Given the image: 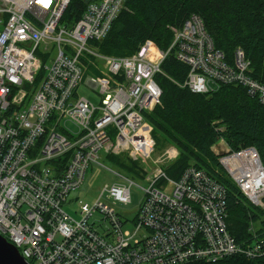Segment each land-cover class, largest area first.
<instances>
[{
    "label": "built area",
    "instance_id": "2783aa9c",
    "mask_svg": "<svg viewBox=\"0 0 264 264\" xmlns=\"http://www.w3.org/2000/svg\"><path fill=\"white\" fill-rule=\"evenodd\" d=\"M126 1L91 2L72 24L63 20L69 0H0V235L28 264H216L235 255L264 257V238L242 246L230 235L226 191L216 178L193 166L177 179L165 173V162L178 155L174 148L140 179L148 187L132 232L99 198L92 205L78 201L77 219L65 210L101 151L145 164L151 158L145 114L158 104L155 77L168 55L187 66L183 86L192 93L241 86L264 108V85L250 77L242 50L227 61L196 15L170 29L174 38L166 52L145 41L130 57L99 53L92 43L108 35ZM90 65L102 75L85 80L99 92L97 108L76 93ZM216 155L248 204L264 211L257 151L226 147ZM103 192L130 203L126 185ZM96 213L110 224L103 233L90 222ZM249 224L252 234L263 229L255 228L256 218Z\"/></svg>",
    "mask_w": 264,
    "mask_h": 264
},
{
    "label": "trees",
    "instance_id": "16d2710c",
    "mask_svg": "<svg viewBox=\"0 0 264 264\" xmlns=\"http://www.w3.org/2000/svg\"><path fill=\"white\" fill-rule=\"evenodd\" d=\"M96 0H69L63 20L75 23L86 6ZM198 16L217 50L231 63L236 49L250 63L249 75L264 85V0H127L108 35L92 43L97 51L115 58L129 57L145 41L161 50L170 45V29ZM228 62V63H229ZM155 77L160 88L158 104L145 119L158 136L177 151V159L164 168L177 179L190 166L206 171L226 191L227 228L239 245L264 238L263 229L249 232L258 212L248 204L218 163L213 147L223 142L230 150L254 148L264 167V108L241 86L219 85L206 94H194L183 86L188 68L170 54ZM127 175H138L139 165L121 157L107 156ZM135 174V175H133ZM204 264V263H194ZM216 264H264V257L235 255Z\"/></svg>",
    "mask_w": 264,
    "mask_h": 264
},
{
    "label": "rangeland",
    "instance_id": "374dc122",
    "mask_svg": "<svg viewBox=\"0 0 264 264\" xmlns=\"http://www.w3.org/2000/svg\"><path fill=\"white\" fill-rule=\"evenodd\" d=\"M169 34L171 36V40H170L171 41L170 45H171L173 42L174 33H173V31L170 30ZM170 45L168 46V48L170 47ZM156 47H157L158 51H160V52H166L168 50V48H167L166 50L163 51L158 46H156ZM113 58H115V57L113 56ZM124 58H126V57H124ZM98 66H100L99 63H98ZM98 72H99L98 70L94 69V67L92 65H90L88 71L86 72V75H84V79H83L82 83L76 89V93L78 96H81V97L87 99L89 101V103L92 104L96 108L99 107V105H100L101 97H100L97 89L92 90L90 87H88L85 84V80H86V77L88 75H92L95 77H101L102 75H100ZM211 88L213 90H215L216 86L212 85ZM71 130L73 132L77 131V129L74 127H70L69 131H71ZM151 137L154 141V151H153V154L151 155V158L149 159L150 161L148 160L146 162L147 165L141 161L134 162V163L139 165L140 170L138 172V175L133 176V177H132V175L129 176L125 172H122L120 169L113 166L112 162L108 158L104 157V154L101 151L99 153L98 163L97 164H91L89 166L88 170L86 171L84 181H83L82 185L80 186V188L78 190H75L74 192L70 193V195L68 197L67 201L72 200L70 205H72L74 203L75 204L69 208H66L67 206H64L65 210H67L68 213L73 218L77 219L78 216L74 213V211L78 210V205H77L78 201L92 205L99 198V201L102 204L106 205L107 207L111 208L113 211H115L119 215V217L122 221L126 220L127 222H129L123 227V230L132 232L133 231V219L136 216L137 211L139 209V206H140V204L144 198V191L143 190L148 187V183L143 181V180H140V179L141 178L144 179L149 174V171L153 167L152 163L155 160H158V159L162 160L163 159V155L167 149L174 148L169 143H166L162 139L161 136H158V140L160 143L159 145L155 142V139L153 138L152 134H151ZM111 140H112V138H111ZM225 148H226V146L222 141L219 142L216 145V147L215 146L213 147V149L216 152H219L220 150H223ZM215 151H214V153H216ZM177 153H178V151H177ZM115 157H121L127 163H129V161H131L127 157L126 154H121L120 156H115ZM176 159H177V157L175 158V160ZM175 160L165 162L162 169L164 170L165 167H167L170 163L174 162ZM131 162H133V161H131ZM133 175H135V174H133ZM119 176L123 177L124 179L119 177ZM126 180L131 181V185ZM118 184L126 185L127 187H129V195H130V203L129 204L124 205V204L119 203V202H114L112 199L107 197V192H103L105 187L110 188L113 185H118ZM252 211H254L253 208H252ZM255 213H256L255 228L258 229L261 226H264V211L255 212ZM90 222L91 223L93 222L95 224L94 227L99 233H103V231H106L107 229L110 228V224L108 223V221L104 220L103 215H101L99 213L94 214L93 217L90 219Z\"/></svg>",
    "mask_w": 264,
    "mask_h": 264
},
{
    "label": "water",
    "instance_id": "95a60500",
    "mask_svg": "<svg viewBox=\"0 0 264 264\" xmlns=\"http://www.w3.org/2000/svg\"><path fill=\"white\" fill-rule=\"evenodd\" d=\"M0 264H28L18 250L0 235Z\"/></svg>",
    "mask_w": 264,
    "mask_h": 264
}]
</instances>
